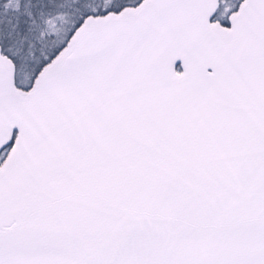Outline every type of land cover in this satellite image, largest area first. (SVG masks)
<instances>
[{
	"label": "snow or ice",
	"instance_id": "obj_1",
	"mask_svg": "<svg viewBox=\"0 0 264 264\" xmlns=\"http://www.w3.org/2000/svg\"><path fill=\"white\" fill-rule=\"evenodd\" d=\"M0 264H264V0H0Z\"/></svg>",
	"mask_w": 264,
	"mask_h": 264
}]
</instances>
